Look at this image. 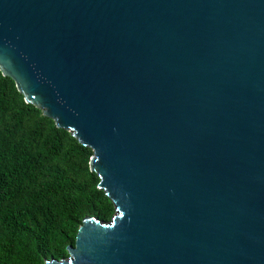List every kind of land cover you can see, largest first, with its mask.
I'll use <instances>...</instances> for the list:
<instances>
[{
    "label": "water",
    "instance_id": "95a60500",
    "mask_svg": "<svg viewBox=\"0 0 264 264\" xmlns=\"http://www.w3.org/2000/svg\"><path fill=\"white\" fill-rule=\"evenodd\" d=\"M0 73L114 206L44 264H264V0H0Z\"/></svg>",
    "mask_w": 264,
    "mask_h": 264
},
{
    "label": "trees",
    "instance_id": "16d2710c",
    "mask_svg": "<svg viewBox=\"0 0 264 264\" xmlns=\"http://www.w3.org/2000/svg\"><path fill=\"white\" fill-rule=\"evenodd\" d=\"M91 155L0 73V264L65 258L84 217H112Z\"/></svg>",
    "mask_w": 264,
    "mask_h": 264
}]
</instances>
